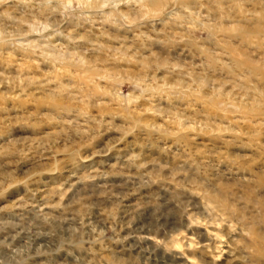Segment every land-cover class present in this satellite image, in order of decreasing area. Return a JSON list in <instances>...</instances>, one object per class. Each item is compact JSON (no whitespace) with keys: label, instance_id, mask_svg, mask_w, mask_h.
<instances>
[{"label":"rangeland","instance_id":"obj_1","mask_svg":"<svg viewBox=\"0 0 264 264\" xmlns=\"http://www.w3.org/2000/svg\"><path fill=\"white\" fill-rule=\"evenodd\" d=\"M67 3L0 0V264H264V0Z\"/></svg>","mask_w":264,"mask_h":264},{"label":"clouds","instance_id":"obj_2","mask_svg":"<svg viewBox=\"0 0 264 264\" xmlns=\"http://www.w3.org/2000/svg\"><path fill=\"white\" fill-rule=\"evenodd\" d=\"M80 6V5H77ZM106 6V5H105ZM72 7V0H68V3L65 5V10Z\"/></svg>","mask_w":264,"mask_h":264},{"label":"bare ground","instance_id":"obj_3","mask_svg":"<svg viewBox=\"0 0 264 264\" xmlns=\"http://www.w3.org/2000/svg\"><path fill=\"white\" fill-rule=\"evenodd\" d=\"M148 3L151 4L152 6H156V4L158 3V0H148Z\"/></svg>","mask_w":264,"mask_h":264}]
</instances>
